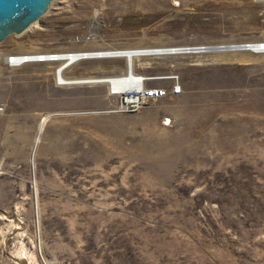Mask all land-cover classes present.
<instances>
[{
    "label": "rangeland",
    "instance_id": "374dc122",
    "mask_svg": "<svg viewBox=\"0 0 264 264\" xmlns=\"http://www.w3.org/2000/svg\"><path fill=\"white\" fill-rule=\"evenodd\" d=\"M3 29L0 264H264V51L222 48L264 43V0H53ZM189 46L210 47L134 58L146 86L171 74L181 93L129 112L106 82H58L61 62H7Z\"/></svg>",
    "mask_w": 264,
    "mask_h": 264
},
{
    "label": "bare ground",
    "instance_id": "6f19581e",
    "mask_svg": "<svg viewBox=\"0 0 264 264\" xmlns=\"http://www.w3.org/2000/svg\"><path fill=\"white\" fill-rule=\"evenodd\" d=\"M53 0L49 1V5L52 3ZM48 8V7H47ZM2 36H0L1 38ZM184 50H180L182 52H177V53H194V52H200L203 50H187L185 47H183ZM248 49V48H247ZM119 50V54L116 57H122L126 60V63H131L133 62V60H135V57L138 56H145V55H157V54H163V51L160 49H157L156 52H151L152 54H138L135 51L138 50H145V51H154V49H116ZM108 51H114V50H108ZM101 52H107V51H101ZM84 52H74V53H57V54H44V55H53L51 58H46L45 61H58L61 62L60 65L58 66V68L56 69V76L58 78V82H62L63 84H76V83H84V82H106L108 83L112 88L114 89H118L120 90V92H133L135 89H137V87L140 85V80L139 78L135 77V75L133 73H127L124 76H116V77H101V78H66L63 76V71L67 66H70L71 64L83 60V59H88V58H92V57H88V56H83ZM168 54V53H164ZM34 54L32 55H20V56H15V59L13 60V62H11L9 59H7V62L13 65H19L25 61H23V57L22 56H30L32 57ZM37 55V54H36ZM139 58V57H138ZM18 61V62H16ZM28 61H36V60H28ZM64 64H66L65 66H63ZM60 66H62V68H59ZM45 124V119L41 122L40 124V129H42L43 125Z\"/></svg>",
    "mask_w": 264,
    "mask_h": 264
},
{
    "label": "built area",
    "instance_id": "2783aa9c",
    "mask_svg": "<svg viewBox=\"0 0 264 264\" xmlns=\"http://www.w3.org/2000/svg\"><path fill=\"white\" fill-rule=\"evenodd\" d=\"M189 47L191 50H203L204 48H208L210 46H189ZM217 47H221V46L219 45ZM242 47H249L250 49L256 52L264 51L263 42L252 43V44H236V45L232 44L228 46L229 49L242 48ZM35 56L37 57L36 61H45L46 59L44 54H37ZM14 59L15 56H9V60L11 62H13ZM126 71L127 73L128 72L133 73L132 64L129 68L126 67ZM135 77L139 78L140 85L133 92H129V93L117 92L118 94H120L119 104L116 108H113V111H117V112L134 111L139 109L140 107L146 106L150 100H156L167 96H176L179 93H181V85L179 84L178 78L175 75L170 74L166 76V79H170L172 81L171 85L168 87L146 86L144 82L146 80H149L150 79L149 77L147 78L140 75H135Z\"/></svg>",
    "mask_w": 264,
    "mask_h": 264
},
{
    "label": "water",
    "instance_id": "95a60500",
    "mask_svg": "<svg viewBox=\"0 0 264 264\" xmlns=\"http://www.w3.org/2000/svg\"><path fill=\"white\" fill-rule=\"evenodd\" d=\"M49 1L50 0H0V36L3 37L5 30L3 29V24L5 22H9L11 19L14 18L21 10H27L29 13L35 14L36 16L42 14L47 7L49 6ZM2 37L0 39H2ZM223 45H221L222 47ZM215 47V46H211ZM221 47H216L218 48ZM187 50L190 51V47H185ZM222 48L227 49L228 46L224 45ZM157 49H154V51H145V50H138L135 51L138 54H152L151 52H156ZM164 53H177V52H182L180 50H184L183 47L180 48H166V49H160ZM119 50H114V51H107V52H84L83 56H88L92 58H102V57H116L118 56ZM53 55H45V58H51ZM23 61H28V60H36L37 57L33 55L32 57L30 56H22ZM64 64L63 66H65ZM131 63H127L126 67H130ZM59 68H62L60 66Z\"/></svg>",
    "mask_w": 264,
    "mask_h": 264
},
{
    "label": "crops",
    "instance_id": "0c3cea01",
    "mask_svg": "<svg viewBox=\"0 0 264 264\" xmlns=\"http://www.w3.org/2000/svg\"><path fill=\"white\" fill-rule=\"evenodd\" d=\"M178 96V95H177Z\"/></svg>",
    "mask_w": 264,
    "mask_h": 264
}]
</instances>
